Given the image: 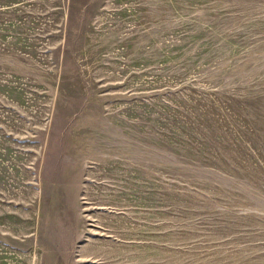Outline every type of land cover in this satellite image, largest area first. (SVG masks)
<instances>
[{
    "label": "rangeland",
    "instance_id": "rangeland-1",
    "mask_svg": "<svg viewBox=\"0 0 264 264\" xmlns=\"http://www.w3.org/2000/svg\"><path fill=\"white\" fill-rule=\"evenodd\" d=\"M0 264H264V0H0Z\"/></svg>",
    "mask_w": 264,
    "mask_h": 264
}]
</instances>
